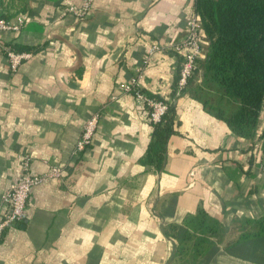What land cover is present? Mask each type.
Here are the masks:
<instances>
[{
    "label": "crops",
    "instance_id": "1",
    "mask_svg": "<svg viewBox=\"0 0 264 264\" xmlns=\"http://www.w3.org/2000/svg\"><path fill=\"white\" fill-rule=\"evenodd\" d=\"M194 3L92 0L77 19L59 9L82 0H0L8 20L29 17L19 32L0 33V213L22 160L33 174L61 171L32 189L24 219L0 239V264H178L177 242L166 232L185 229L199 210L219 228L199 264H264V105L247 140L181 95L158 171L144 164L151 125L123 91L135 79L149 96L173 94L178 55L144 57L154 44L184 38ZM3 47L29 49L34 58L11 73ZM93 113L97 133L76 156Z\"/></svg>",
    "mask_w": 264,
    "mask_h": 264
},
{
    "label": "trees",
    "instance_id": "2",
    "mask_svg": "<svg viewBox=\"0 0 264 264\" xmlns=\"http://www.w3.org/2000/svg\"><path fill=\"white\" fill-rule=\"evenodd\" d=\"M194 13L202 21L207 47L183 94L197 98L234 135L252 140L264 105V0H195ZM0 18L9 17L1 12ZM198 72L199 84L194 82ZM150 125L144 164L161 171L168 140L176 133L175 106L168 107L160 123ZM184 226L179 232L170 226L166 232L177 242L173 259L178 264H199L213 246L218 223L199 210Z\"/></svg>",
    "mask_w": 264,
    "mask_h": 264
},
{
    "label": "built area",
    "instance_id": "3",
    "mask_svg": "<svg viewBox=\"0 0 264 264\" xmlns=\"http://www.w3.org/2000/svg\"><path fill=\"white\" fill-rule=\"evenodd\" d=\"M91 6L92 0H82V5L67 6L64 9H59V13L60 15L69 14L77 19H83L89 14ZM28 22L29 17L25 14H17L9 20L0 18V33L15 34ZM206 47L207 42L202 30V21L197 14L193 13L186 21L185 36L182 40L168 44L158 43L146 49L145 63L150 62L154 54L163 53L167 50H172L179 57V68L176 74L174 91L171 96L161 98L149 96L140 90L139 84L135 79L122 86L124 92L133 93L137 108L147 117L149 123H160L167 113L168 107L174 105L176 100L183 95V91L187 88L189 81L198 69L199 61L204 58ZM3 53L7 61V67L11 73H16L21 65L34 58V53L30 51L19 52L6 47H3ZM99 118L98 113H93L85 121L81 135L74 147L73 153L76 156L83 153L92 144L97 133ZM22 161L21 176L10 183L1 196L0 239L10 227L24 219L26 205L32 189L43 185L47 181L61 177V171L55 167L44 174H33L29 167L28 158ZM260 168L264 174V141L261 149Z\"/></svg>",
    "mask_w": 264,
    "mask_h": 264
}]
</instances>
